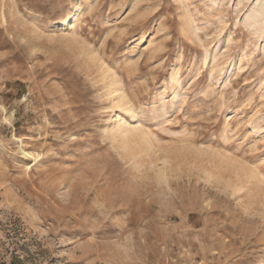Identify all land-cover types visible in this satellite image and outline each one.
Returning <instances> with one entry per match:
<instances>
[{
	"label": "rangeland",
	"instance_id": "rangeland-1",
	"mask_svg": "<svg viewBox=\"0 0 264 264\" xmlns=\"http://www.w3.org/2000/svg\"><path fill=\"white\" fill-rule=\"evenodd\" d=\"M255 2L0 0V264H264Z\"/></svg>",
	"mask_w": 264,
	"mask_h": 264
},
{
	"label": "bare ground",
	"instance_id": "bare-ground-1",
	"mask_svg": "<svg viewBox=\"0 0 264 264\" xmlns=\"http://www.w3.org/2000/svg\"><path fill=\"white\" fill-rule=\"evenodd\" d=\"M254 4L256 6L253 5L247 9L245 20L249 21L254 32H259L264 36V0H256ZM78 8H79V3L77 2L75 9L60 20L59 24L61 28L68 29L73 26V23L76 21L77 16H78V13H77ZM174 73H175L174 65H172L171 71L168 73L169 79L166 82V87L170 86L171 89L174 88L173 87L174 82H175ZM175 88L176 89L171 92V96L169 99L171 100L170 106H172L173 109L176 108L177 104L185 97L186 89H187L186 86L182 84V82L177 83V87ZM106 94L110 97L109 100L110 102L114 103V105L111 107V115L109 116V119L107 120V124L105 125L104 130L113 143L116 142L117 144L121 146L128 147L131 144L132 140L138 137L137 135L140 130L135 123L127 122L124 116H119L120 114H118L119 112L117 111L120 108H122V111H124V113H128V115L130 114L132 117L133 108L131 104L124 102V95L121 93V90L116 86L115 79H111L109 81ZM21 144L23 143L20 142V145H19L21 152L25 156L33 157V153L21 149ZM249 181H250V178L248 175L246 181H241L240 187L242 186V187L247 188L248 186H246V182H249ZM234 186H238V183H235Z\"/></svg>",
	"mask_w": 264,
	"mask_h": 264
}]
</instances>
